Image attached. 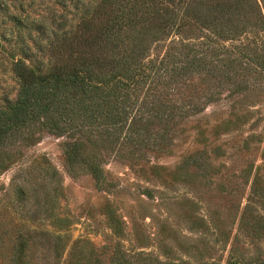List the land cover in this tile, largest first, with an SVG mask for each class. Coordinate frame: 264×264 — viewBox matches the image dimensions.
Returning a JSON list of instances; mask_svg holds the SVG:
<instances>
[{
    "label": "rangeland",
    "instance_id": "1",
    "mask_svg": "<svg viewBox=\"0 0 264 264\" xmlns=\"http://www.w3.org/2000/svg\"><path fill=\"white\" fill-rule=\"evenodd\" d=\"M59 1L93 2L0 0V101L16 97L13 63L37 37L36 21L61 12ZM141 17L144 62L212 35L204 20L190 18L181 32L162 24L148 33L153 13ZM245 32L236 37L262 43L263 32ZM131 44L126 40L120 52ZM254 77L251 90L235 93L226 84L202 112L176 119L165 142L135 154L116 146L103 152L106 178L99 187L85 169L70 172L64 137L44 133L19 149L0 175V235L7 246H22L0 257L14 264H226L234 246L243 264H264V79ZM183 82L163 91L170 103L218 90L207 70ZM41 229L61 237L42 238Z\"/></svg>",
    "mask_w": 264,
    "mask_h": 264
},
{
    "label": "trees",
    "instance_id": "2",
    "mask_svg": "<svg viewBox=\"0 0 264 264\" xmlns=\"http://www.w3.org/2000/svg\"><path fill=\"white\" fill-rule=\"evenodd\" d=\"M90 1L57 2L61 12L50 21H36L32 28L37 37L13 63L16 97L0 101V175L19 149L49 133L66 139L63 151L70 172L85 169L99 187L106 178L103 152L112 146L135 154L152 142H165L176 119L202 112L218 100L226 84L243 93L257 86L249 84L251 76L255 82L264 79V53L259 52H264V0ZM182 10L186 15L176 19ZM149 12L155 23L148 33L162 24L181 32L190 18L204 20L212 35L199 43L183 41L164 59L144 62V32L136 28L146 18L141 14ZM249 29L263 32L260 45L236 37ZM128 39L131 47L120 52ZM205 70L215 80V93L191 94L182 104L164 97L167 88L177 90L183 80ZM38 232L42 238L61 237L49 230ZM3 237L0 252L22 246H7ZM236 254L233 246L226 264H243ZM0 264L14 261L4 256ZM112 264L155 263L118 259Z\"/></svg>",
    "mask_w": 264,
    "mask_h": 264
}]
</instances>
